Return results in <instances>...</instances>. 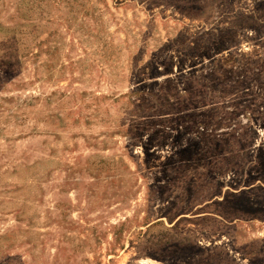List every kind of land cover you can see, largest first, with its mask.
Masks as SVG:
<instances>
[{
    "label": "rangeland",
    "instance_id": "374dc122",
    "mask_svg": "<svg viewBox=\"0 0 264 264\" xmlns=\"http://www.w3.org/2000/svg\"><path fill=\"white\" fill-rule=\"evenodd\" d=\"M0 264H264V0H0Z\"/></svg>",
    "mask_w": 264,
    "mask_h": 264
}]
</instances>
